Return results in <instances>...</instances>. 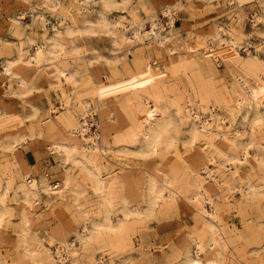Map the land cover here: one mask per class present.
Wrapping results in <instances>:
<instances>
[{"label": "bare ground", "instance_id": "6f19581e", "mask_svg": "<svg viewBox=\"0 0 264 264\" xmlns=\"http://www.w3.org/2000/svg\"><path fill=\"white\" fill-rule=\"evenodd\" d=\"M42 1L56 12L60 26L51 35L14 43L15 54L6 44L1 48L0 84L9 80L11 94L29 107L23 123L0 132V243L15 237L11 259L0 250V264H148L123 255L148 219L180 200L193 207L200 222L186 230L183 244L164 264H232L234 256L244 257L248 240L264 231V220L245 239L228 218L252 207L264 215V28L256 27V43L254 32L217 23L197 33L198 66L163 61L160 67L153 59L155 69L137 54V74L126 77L117 66L121 44L148 42L160 59L182 50L191 54L192 44L176 36L180 2L164 6L166 23L151 15L147 26L132 11L115 21L108 15L131 0ZM257 2L255 23L264 21V0ZM1 6L9 5L0 0ZM17 7L24 13L32 5L23 0ZM97 7L91 18L80 21L75 14ZM41 16L45 22V13ZM13 19L20 36V19ZM102 32L110 34L115 55L111 61L102 58L108 68L92 69V59L100 62L101 55L83 41ZM221 61L232 71V86L215 79ZM41 82L59 92L58 107L44 109L28 98L44 88ZM40 137H48V148L59 158L56 178L34 171L21 156V146ZM181 146L191 148L192 161ZM148 156L164 164L147 169L143 181L113 165Z\"/></svg>", "mask_w": 264, "mask_h": 264}, {"label": "rangeland", "instance_id": "374dc122", "mask_svg": "<svg viewBox=\"0 0 264 264\" xmlns=\"http://www.w3.org/2000/svg\"><path fill=\"white\" fill-rule=\"evenodd\" d=\"M5 2H7L9 6L0 7V31L2 35V38L0 39V71H3L2 61L5 57V54L2 53L1 48L4 47L5 44L8 46V50H11L15 54V44H17L18 41H25L27 36L40 38L42 37L43 33L46 32H48V35H51L54 32V27L60 26V19L56 12L52 11V9H50L51 6L47 5L46 3L44 4L42 0H30L32 7L27 8L26 12L24 13H21V10L17 7L19 3L21 4V2H23V0H4V3ZM176 2L181 3V6L178 9L177 13L176 36L181 38V40H185V42L189 45L192 44L190 46L191 54L187 55V53L182 50L178 55L176 54L174 56L165 54V56L160 59L158 58L157 54L152 51L153 46L148 42V44L142 42H138L136 44L133 42L134 44L131 43L132 45H130V43L125 45L121 44L119 48L120 52L118 51V53L122 57H120V59L117 61V66L118 69L123 72L124 76L127 77V74H137V68L134 65V57L137 54H142L144 60L147 61L146 63H151L152 65H150L155 69L157 67V64L152 62L153 59H156L158 61V65L160 67H164L163 65L165 63L172 62H176L175 64L184 67H192L193 65L198 66L200 61L199 57L202 56V53L195 43V40L197 39V33L208 31L210 29V26H213L217 23H222L229 27L240 28L245 32H254L255 36L252 38L253 41L256 43L260 41L259 35L255 30L258 26L259 28H264V21H258L257 23L254 22L253 12L254 10L260 9L257 0H244V3L241 7L230 5V3L226 0H131L129 4L127 3L126 7L123 6V2L121 3L122 5H117V8H115L116 6L113 7L112 9H110L108 15L113 21H115L119 19L117 15H129V12L132 11L139 17L146 19L147 26H149L150 20H148V16L151 15L154 16L155 19H161L162 23H166L167 15L163 12L164 6L168 3L173 4ZM68 3H70V0L64 1L65 5ZM98 8L99 7H97V9L92 8L90 10L81 11L75 9V14L81 21V19H85L84 16L91 18V16L93 17V15H96ZM154 9L156 10L154 11ZM42 12L45 13V16L47 18L45 22L42 20ZM15 16L19 17L20 19V29L22 30V34L20 36L16 35L15 33V29H17L16 23L13 19L15 18ZM4 41L8 42L5 43ZM112 41L113 40H111L110 34H107L105 32L89 36L87 40L83 41L85 46L88 49H91L90 51L95 50L98 54L101 55V61L99 62L98 59L93 58V65L89 66V68L91 67L92 69H99V67L101 68L103 65L106 66V63L102 58L109 59V61L113 59V55H115L114 49L116 48V46L112 44ZM89 44L91 45V47ZM213 47L214 50H219V44H213ZM33 49L34 47L31 48V51H33ZM244 55L247 56V53H244ZM185 56H187L189 60L183 59L185 58ZM84 60L85 59L82 57L79 61L83 64L85 63ZM163 61L166 62L164 63ZM214 62H216L215 59ZM218 64L216 66L217 70H219L217 75L215 76V79H224L228 85L232 86L234 79L231 73L232 71L229 70L226 61H221V63L219 65ZM125 65L128 67V69L125 68ZM126 70H128L129 73H127ZM101 79L107 82V79L103 75H101ZM40 85H45L43 86L45 89L42 88L39 93L37 92L35 94H32L28 98L44 109L49 108L50 106L58 107L60 101L59 92H57V90L49 84L46 85V83L41 82ZM10 89L11 85L9 83V80H7L5 84H0V132H2L1 130L8 129L14 126L15 124H17V122L23 123L25 119H23L22 116L25 115L28 111L26 107H29L28 104L27 106H25V102L22 96H15L11 94ZM239 129L244 130V125L239 124ZM48 147V137H40L31 142L25 143L23 146H21L20 152L22 158L34 171H36V168L37 171L45 170L49 172L51 177L56 178V176L62 170L61 164L59 162L57 154L54 151L50 150ZM181 147L183 148V146ZM183 151L185 152L184 154L187 156V159L189 161H192V157L190 156L191 148H183ZM2 155L3 154L0 153V158ZM124 160L126 161L129 159L127 158ZM161 160L162 159L160 157L148 156L146 158H135L134 161L129 160L131 165L122 163L119 165L117 162H114L115 164L113 165L116 166L115 168L116 170L118 169L117 171L119 173H125L126 175L130 176L132 175L133 178H140L139 180L143 181L146 170L150 169L152 171L155 170V168L161 167L162 164H164V161ZM249 164H253L252 159ZM203 175L207 176V174L205 173H203ZM137 200L140 201V197ZM238 214V212L230 214L228 218L229 226L233 229L235 228L236 231L243 233L245 239H250L249 236L251 235V228H254V226L258 224V221L264 220V215L260 213V210L257 207H252L245 214ZM156 217L157 216H153L148 219L144 226L140 228V231L136 233L134 239L135 244L133 248L123 256L131 255L137 260H140L142 258L141 261L148 264H164L171 259L174 253L183 244L186 237V230L193 229L200 222L193 207L189 204L184 203V201L182 200H180V202L178 201L177 204L172 206L164 213L159 214L157 218ZM254 222L257 223L254 224ZM13 236V234H10L8 237H6L7 240H4L5 242L2 241L0 243V250L9 260L11 259L10 256L13 255V242H15V237ZM247 245V255L245 254L244 257L236 256L237 258L234 256V258H232L233 261H231L232 264H264V231L260 232L258 237L254 240H248ZM258 251L261 252V255H263L261 256V258L258 256ZM25 264L31 263L26 261Z\"/></svg>", "mask_w": 264, "mask_h": 264}]
</instances>
